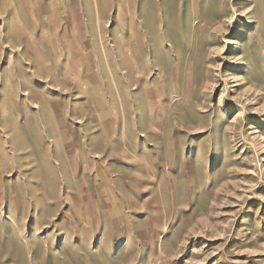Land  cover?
Returning <instances> with one entry per match:
<instances>
[{"label": "rangeland", "instance_id": "374dc122", "mask_svg": "<svg viewBox=\"0 0 264 264\" xmlns=\"http://www.w3.org/2000/svg\"><path fill=\"white\" fill-rule=\"evenodd\" d=\"M0 264H264V0H0Z\"/></svg>", "mask_w": 264, "mask_h": 264}]
</instances>
